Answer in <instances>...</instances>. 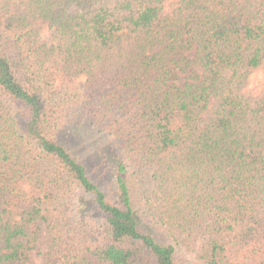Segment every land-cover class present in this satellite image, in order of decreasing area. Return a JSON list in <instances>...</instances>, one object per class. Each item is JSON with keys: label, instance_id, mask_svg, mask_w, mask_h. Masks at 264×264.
Here are the masks:
<instances>
[{"label": "trees", "instance_id": "1", "mask_svg": "<svg viewBox=\"0 0 264 264\" xmlns=\"http://www.w3.org/2000/svg\"><path fill=\"white\" fill-rule=\"evenodd\" d=\"M0 264H264V0H0Z\"/></svg>", "mask_w": 264, "mask_h": 264}, {"label": "rangeland", "instance_id": "2", "mask_svg": "<svg viewBox=\"0 0 264 264\" xmlns=\"http://www.w3.org/2000/svg\"><path fill=\"white\" fill-rule=\"evenodd\" d=\"M84 141H88V138H86V137H84ZM88 143H90V142H88ZM85 144H87V143H85ZM94 145H96L97 147H98V145L97 144H94L93 142L92 143H90V147H91V150L88 152V155H89V161L91 162V164H92V166H95L96 164H97V161H96V159H98L96 156V154H95V151H96V149H97V147H95L94 148ZM96 171H95V173H94V175L95 176H93L94 177V180L95 181H98L99 179H100V171L101 170H99L97 167H95L94 168ZM99 171V172H98Z\"/></svg>", "mask_w": 264, "mask_h": 264}]
</instances>
